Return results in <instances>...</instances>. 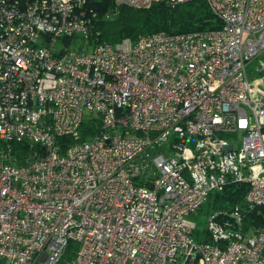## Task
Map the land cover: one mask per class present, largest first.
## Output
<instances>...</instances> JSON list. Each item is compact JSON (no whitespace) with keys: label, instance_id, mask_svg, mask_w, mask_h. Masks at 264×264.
Here are the masks:
<instances>
[{"label":"built area","instance_id":"1","mask_svg":"<svg viewBox=\"0 0 264 264\" xmlns=\"http://www.w3.org/2000/svg\"><path fill=\"white\" fill-rule=\"evenodd\" d=\"M205 2L219 28L109 44L86 0H0V142L40 148L21 165L0 149V264H264V225L242 224L264 206V75L246 73L264 0ZM232 184L243 206L196 241L192 217Z\"/></svg>","mask_w":264,"mask_h":264},{"label":"trees","instance_id":"2","mask_svg":"<svg viewBox=\"0 0 264 264\" xmlns=\"http://www.w3.org/2000/svg\"><path fill=\"white\" fill-rule=\"evenodd\" d=\"M85 7L88 13H95L93 22L98 32V41L109 44L125 39L135 41L154 32L179 34L220 27V20L210 11L205 0H187L177 5H170L165 0H151L136 6L116 3L113 0H86ZM95 130L96 124L85 119L80 126V135L85 138ZM68 142L67 136L56 139L61 151ZM0 149L5 152V159H10L17 165L24 163L29 155L40 152L37 145H31L25 140L0 142ZM245 190V186L232 184L221 192L209 193L204 211L199 209L195 216L202 212L207 216L220 209L228 211L234 205L242 207ZM242 224L244 233L254 232L264 225V206L243 211ZM194 238L196 241L210 242L206 228L202 231L195 228ZM74 249L75 244L69 243L64 257L70 259Z\"/></svg>","mask_w":264,"mask_h":264},{"label":"rangeland","instance_id":"3","mask_svg":"<svg viewBox=\"0 0 264 264\" xmlns=\"http://www.w3.org/2000/svg\"><path fill=\"white\" fill-rule=\"evenodd\" d=\"M69 44L70 42H67V45ZM69 48H71L72 50L78 49V47L75 44H73L71 47L69 46ZM258 60H264V54L259 55L257 58L253 59L246 67L247 77L250 81L264 75V70H258ZM201 209L202 211H204L205 204L201 207ZM206 219L207 216L203 212L198 216L192 217V221L196 223V228L200 231L205 230Z\"/></svg>","mask_w":264,"mask_h":264}]
</instances>
